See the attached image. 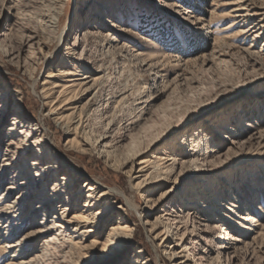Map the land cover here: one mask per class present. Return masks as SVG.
<instances>
[{
    "label": "rangeland",
    "instance_id": "374dc122",
    "mask_svg": "<svg viewBox=\"0 0 264 264\" xmlns=\"http://www.w3.org/2000/svg\"><path fill=\"white\" fill-rule=\"evenodd\" d=\"M237 1L97 0L82 14L86 0H0V91L10 89L12 100L20 98L24 114L45 131L46 142L66 168L82 176L81 180L95 179L124 193L134 207H127L122 196L110 198L126 212L114 209L102 228L96 229L97 234L83 242L103 241L118 217L123 226L134 228L133 242L120 259L98 264H129L139 249H145L143 259L153 264L158 263L159 256L170 263L164 247L156 253L145 222L155 220L173 203L179 204L182 196L191 198L196 206L199 202L206 205L210 209L199 207L202 218L243 241L236 255H225L216 264H264V147L244 151L227 138L264 129V28L260 39L254 41L251 36L254 31L260 32L258 25L260 20L264 23V15L250 17L245 11L233 12ZM244 1L253 9L251 14H264V0ZM57 15L56 27H51L49 22ZM247 24L251 33H241ZM67 25L70 29L58 51L59 37ZM87 28L108 34L113 49L104 50L99 39L90 37L73 55L67 47ZM35 34L42 40L40 46L28 42V37ZM23 49V55L10 60L9 53L18 54ZM84 50L85 58L109 75L100 102L125 97L123 107L115 108L112 102L101 110L97 104L89 106L80 90H70L60 97L65 80L77 79L62 80L60 70H80L83 62L77 58ZM52 108H60L58 115L49 114ZM11 117L9 111L0 114V170L8 152ZM80 119L82 125L77 127ZM248 123L253 126L247 127ZM108 128L118 145L113 165L92 147ZM183 134L188 139L196 136L194 144L213 157L207 165L212 172L205 180L211 187L196 191L192 187L195 182L183 183L173 199L159 203V211L152 210L150 215V207L146 209L148 197L154 200L149 203L153 205L163 190L155 189V185L146 192L133 188L137 180L128 173L129 160L145 151L149 152L146 159L166 151L179 154L174 145L176 136ZM10 175L8 168L0 174L2 204L18 196L19 191L6 189ZM75 205H80L79 200ZM241 218L249 219L247 228L239 227ZM30 222L5 240L13 241L28 230ZM2 236L3 231L0 264H7L10 255L2 250ZM212 240L210 237V243ZM40 244L41 238H34L26 254L16 261L36 253ZM45 249L33 264H89L92 259L100 260V253L84 258L68 244Z\"/></svg>",
    "mask_w": 264,
    "mask_h": 264
},
{
    "label": "bare ground",
    "instance_id": "6f19581e",
    "mask_svg": "<svg viewBox=\"0 0 264 264\" xmlns=\"http://www.w3.org/2000/svg\"><path fill=\"white\" fill-rule=\"evenodd\" d=\"M96 1L86 0L81 13H87ZM234 6L232 11L236 13L245 11L248 16L251 15L250 17L264 15L251 14L253 9L244 0H238ZM247 15L244 14V16ZM58 17L57 15L51 18L49 22L51 27H56ZM260 22L261 24L258 25L260 32L257 30L251 34L254 41L263 35L264 23L263 20ZM70 26H65L59 37L58 51L62 48L66 38L65 34ZM241 33H251L248 24L241 29ZM90 37L99 39L104 50L113 49L112 40L108 34L105 35L102 32L87 28L76 37L75 43L67 47V50L74 52L73 55L76 54V50ZM28 38L31 45H39L42 41L36 34L30 35ZM261 48L264 52V45ZM25 52L26 50L23 49L18 54L11 52L7 56L11 61H15ZM85 55L87 53L85 54L84 50L77 58L78 61L83 62V66L77 72L60 70L59 76L62 80L77 77V79L65 80L67 84H63L65 87L61 91L60 97H64L70 90H80L82 96L87 98L85 104L89 106L97 104L101 110L104 109V105L108 107L114 103L116 104L115 108L123 107L126 101L125 97L120 101L112 102L111 99H108L104 104L100 102L101 93L108 86L109 75L103 71L101 66H94L93 60L85 58ZM103 73L105 74L103 75ZM21 102L19 97L12 100L10 89L0 91V114H6L8 111L12 114L7 132L9 141L6 151L8 152L5 153L6 157L9 158L5 157L2 164L3 170H0V174L7 168L11 170L9 178L11 183L6 189L11 192L19 191L15 200L4 204L0 202V232L3 231L2 237H4V245L1 248L8 251L6 253L10 255L7 264H33L35 259L42 255L46 247L62 245V243L79 250L80 254L78 255L84 258L91 257L90 254L95 256L100 253V256L97 255L100 260L92 259L89 264L103 263V261L110 263L120 259L121 255L132 245L134 234V228L123 226L120 217H118L116 224L111 225L103 241L91 239L88 244L83 241L97 234L96 229L102 228L103 222L112 215L114 209L126 212L123 206L116 207L114 205L116 202L110 201V198L116 199V196H122L127 200L125 194L107 187L95 179L81 180L82 176L66 168L58 154L52 151L46 142L45 131L28 120ZM59 109L52 108L49 110V114L58 115ZM81 125L80 119L77 127ZM252 126V124H247L249 128ZM228 130L230 131V129ZM178 133L175 132L174 134L177 135ZM187 136L185 134L176 136L174 147L179 154L165 150L166 152L155 154L152 159H146L144 157L149 152L145 151L135 153L129 160L131 166L128 173L132 179L137 180L136 183H133V188L139 192H146L149 186L155 185V189L164 191L168 186L166 191H162L158 202L153 205H149V203L154 200L150 196L148 197L146 209L150 207V215L159 211L157 209L159 203L173 199L179 193V188L183 183L195 182L196 184L192 187H195L196 191L198 189L207 191L211 187V184L205 180L212 172L207 169V165L211 163L213 157H209L210 155L200 149L198 143L194 144L196 136H193L195 137L193 139H191L192 136L189 139ZM227 138L230 144H234L235 148L239 147L240 150L244 151H251L255 147H264V129L251 133L247 132L245 135L235 136V138L227 136ZM85 142L88 144L87 140ZM95 142V145L89 144V146L95 148L109 164L113 165V156L118 148L114 140V133L108 128ZM135 144H132L133 147ZM27 200L29 204L26 205ZM76 200H79L80 205H75ZM126 203L127 207L134 208L128 200ZM215 204H218L217 201ZM199 207L210 209L201 202L196 206L191 198L182 196L179 204L173 203L171 208L156 215L155 220L145 222L149 239L156 253H160L159 247H164V254L168 255L167 259L171 261L170 263L163 261L159 256L157 264H216L220 262L221 257H225V255L230 257L239 252L243 241L228 231H223L224 228L221 225H214L211 220L202 218ZM21 218H25V222L32 221L28 224L31 231L28 232L29 228L24 230L11 242L5 240L26 225L20 220ZM36 218L37 222H33ZM241 219L242 222L238 224L239 227L247 228L249 219ZM256 233L258 234V232ZM36 237L41 238L38 251L28 257L20 258L17 262L19 257L26 254V248ZM210 237L213 239L211 241L213 243H210ZM197 238H200L201 241H197ZM202 241L204 245L200 243ZM144 250H137L129 264H153L151 260L143 259ZM123 264H128V262Z\"/></svg>",
    "mask_w": 264,
    "mask_h": 264
}]
</instances>
